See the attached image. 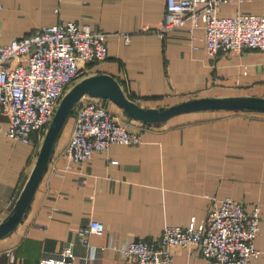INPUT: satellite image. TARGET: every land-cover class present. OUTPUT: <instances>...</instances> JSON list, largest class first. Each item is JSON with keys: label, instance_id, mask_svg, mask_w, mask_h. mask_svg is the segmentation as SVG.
<instances>
[{"label": "crops", "instance_id": "crops-1", "mask_svg": "<svg viewBox=\"0 0 264 264\" xmlns=\"http://www.w3.org/2000/svg\"><path fill=\"white\" fill-rule=\"evenodd\" d=\"M166 7L167 0H0V43L61 18L89 22L111 34L107 59L87 66L82 78L111 74L143 106L201 96L264 97L263 51L214 57L204 46L202 21L197 42L190 37L189 23L161 37L148 27L164 20ZM238 10L264 13V0L225 3L221 14ZM112 108L132 129L144 127V142L114 144L108 153H96L66 170L63 152L74 126L72 114L30 209L18 228L0 239V264H39L69 244L77 255L75 264H124L112 241L152 239L167 225H188L194 216L201 221L214 201L226 197L245 201L249 209L260 203L257 246L262 253L252 264H264V112L207 109L150 123L117 104ZM8 126L9 119L0 114V223L13 210L39 152L36 135L30 143L14 139L5 132ZM91 219L107 226L104 235L90 237L96 246L93 257L79 233ZM174 264L209 262L195 247H176Z\"/></svg>", "mask_w": 264, "mask_h": 264}, {"label": "built area", "instance_id": "built-area-1", "mask_svg": "<svg viewBox=\"0 0 264 264\" xmlns=\"http://www.w3.org/2000/svg\"><path fill=\"white\" fill-rule=\"evenodd\" d=\"M236 1L167 0L164 20L148 30L166 37L189 23L190 37L196 41L202 21L203 43L210 55L246 49L264 52V13L238 10L221 14L225 3ZM110 34L89 22L61 18L10 43H0V114L9 119L6 134L27 143L36 135L40 151L65 94L83 79L87 66L107 59ZM125 40L130 42L129 33ZM73 116L71 138L63 152L66 170L73 163L89 162L96 153H108L114 144L144 142V127L132 129L105 98L82 96ZM253 205L249 209L245 201L226 197L214 201L201 221L194 216L188 225H167L159 237L112 241L111 246L121 252L124 264H174L176 247L199 249L209 264H252L262 253L257 246L261 207L259 202ZM106 232V224L99 219L80 228L83 242L90 246V257L96 254L91 235ZM76 259L73 244H69L59 256L43 257L39 264H75Z\"/></svg>", "mask_w": 264, "mask_h": 264}, {"label": "water", "instance_id": "water-1", "mask_svg": "<svg viewBox=\"0 0 264 264\" xmlns=\"http://www.w3.org/2000/svg\"><path fill=\"white\" fill-rule=\"evenodd\" d=\"M86 94L94 98L110 99L131 117L150 123H159L184 112L207 109L264 112V97L260 96H201L168 106L146 107L131 99L120 81L111 74L98 73L84 77L73 85L61 100L23 191L11 213L0 223V239L14 232L23 221L49 167L63 130L73 114L75 105Z\"/></svg>", "mask_w": 264, "mask_h": 264}, {"label": "rangeland", "instance_id": "rangeland-1", "mask_svg": "<svg viewBox=\"0 0 264 264\" xmlns=\"http://www.w3.org/2000/svg\"><path fill=\"white\" fill-rule=\"evenodd\" d=\"M109 105H111V107H112V105H116V104H113V102H109ZM38 154H39V152H38ZM37 158H38V156H37Z\"/></svg>", "mask_w": 264, "mask_h": 264}]
</instances>
